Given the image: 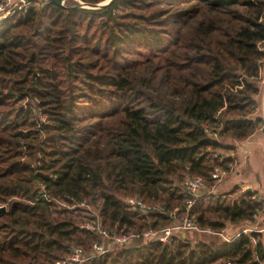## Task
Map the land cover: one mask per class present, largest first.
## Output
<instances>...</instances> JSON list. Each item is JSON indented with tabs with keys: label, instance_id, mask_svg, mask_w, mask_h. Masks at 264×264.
Masks as SVG:
<instances>
[{
	"label": "trees",
	"instance_id": "obj_1",
	"mask_svg": "<svg viewBox=\"0 0 264 264\" xmlns=\"http://www.w3.org/2000/svg\"><path fill=\"white\" fill-rule=\"evenodd\" d=\"M104 1L40 0L0 20V264L89 253L102 241L90 222L140 236L173 225L186 214L185 173L204 180L188 211L199 228L222 232L263 207L256 192L237 202L210 190L215 168L235 162L225 141L262 126L264 0L86 7ZM130 198L159 209L142 213ZM228 261H264V232L229 242L195 230L169 244L139 238L79 264Z\"/></svg>",
	"mask_w": 264,
	"mask_h": 264
},
{
	"label": "built area",
	"instance_id": "obj_2",
	"mask_svg": "<svg viewBox=\"0 0 264 264\" xmlns=\"http://www.w3.org/2000/svg\"><path fill=\"white\" fill-rule=\"evenodd\" d=\"M14 4H15V0H3L0 2V19L4 18L9 14H12L16 9L21 7L20 3H18L17 6ZM219 156L222 157V154H219ZM232 168L233 165H230V171L232 170ZM226 173L227 172H225L220 168H215L213 173V178L216 180V182H218L219 180L222 179L223 175H225ZM180 184L188 192L189 198L185 202V206H186L185 216L175 224L164 227L159 230H151V229L147 230L143 232V234L140 236L133 232H119V233L111 234L105 229H103L99 223L90 222L86 224V227L89 228L90 230L98 232L102 236V241L94 242L91 247L92 248L91 252L89 253H84V251L81 248H73L64 260L58 261L55 264H79L80 262L92 256L102 255L106 252L114 251L115 249L121 248L124 244H127L132 240H137L139 238L144 240L151 239L164 244H169L177 233L186 230H195L196 232L199 233H205L212 236H216L227 242L235 240L241 234H248L253 231L261 232V230H264V228L252 225L250 227H242L237 232L230 234L229 229L231 230V228L230 226H228L229 223L227 224L226 229L223 230L222 232H213L208 227L199 228L195 223V219H193L188 215V211L191 208V206L194 204V202L199 200L203 196L205 191L204 180L199 175H190L189 173H185L181 178ZM210 192H212V189L210 190ZM251 198H255V197L252 196ZM127 203L131 208L139 209L142 213H147L148 210L159 209V205L158 207H155L152 204H146L141 199L130 198L127 200ZM263 205H264V201H263ZM175 210H177V208H175ZM259 212H260L259 208L254 209L252 213V220H255L259 217ZM193 246L194 249L197 250L198 245L196 242L194 243ZM226 264H237V263L228 261ZM260 264H264V261H262Z\"/></svg>",
	"mask_w": 264,
	"mask_h": 264
},
{
	"label": "rangeland",
	"instance_id": "obj_3",
	"mask_svg": "<svg viewBox=\"0 0 264 264\" xmlns=\"http://www.w3.org/2000/svg\"><path fill=\"white\" fill-rule=\"evenodd\" d=\"M108 0L104 1L103 3H106ZM22 1L15 0L14 5H18V3L21 4ZM39 2L40 1H34L32 4L39 8ZM102 3V2H101ZM26 5V4H25ZM23 6V5H21ZM83 7H85L83 5ZM88 7V5L86 6ZM90 8V7H88ZM259 94L255 98L259 99V103L261 102L262 98L264 97V61L262 63V67L260 70V76H259ZM260 106L258 107L257 113L260 115ZM39 120L41 122L45 121V117L43 115H39ZM262 125V124H261ZM259 134L260 128L257 130ZM222 141V140H221ZM224 142V141H223ZM226 144L231 145H238L237 142L232 140L225 141ZM252 150L247 152L245 155L242 152V148L238 147L236 148L234 152V158L235 162L233 164V168L231 171L227 172L225 175H223L222 179L219 180L213 187H212V193L215 195H228L230 196V199H236L237 202L240 201H246L248 198L247 193L243 191H239V188L246 187L245 190L251 189L252 192H256L260 196H264V143L258 144L256 142L251 144ZM238 166V167H237ZM252 166V168H256L257 171L255 172L254 176H251V174L246 171L249 169V167ZM260 174V175H259ZM262 175V177H261ZM259 176V179H258ZM235 186H238V189L235 191ZM250 193V192H249ZM242 194V195H241ZM239 204V203H238ZM83 204H81L82 206ZM155 207H158L159 203H152ZM2 206V205H1ZM259 217L255 220L251 221H245L241 222L240 220H227L231 230L229 229V233L233 234L240 230L242 227H250L252 225H256L258 222L260 223L262 219H264V205L262 208H259ZM264 232V230H261V233ZM183 234V233H182ZM115 251H118V249H115Z\"/></svg>",
	"mask_w": 264,
	"mask_h": 264
},
{
	"label": "water",
	"instance_id": "obj_4",
	"mask_svg": "<svg viewBox=\"0 0 264 264\" xmlns=\"http://www.w3.org/2000/svg\"><path fill=\"white\" fill-rule=\"evenodd\" d=\"M34 1H40V0H23V2H21L20 5L29 4V3L34 2ZM46 1H52L58 5H62L64 2V0H46ZM110 1L111 0H108L106 3H98V4L88 5V7L93 8V9L98 8L100 6H103L107 3H109ZM258 101H259V99H258ZM263 105H264V97L262 98L261 102L259 103V106L261 109L259 116L262 120V126L260 127V133L257 134L258 131H256L254 134H252L250 137H248L247 143H245L241 146L243 153H245L246 149L249 147L248 142H253V141H255L256 138L260 139L262 144L264 143V111H263L264 106ZM250 191H251V189H249L247 192L249 193ZM5 211H6V206H4V205L0 206V214L5 212Z\"/></svg>",
	"mask_w": 264,
	"mask_h": 264
},
{
	"label": "crops",
	"instance_id": "obj_5",
	"mask_svg": "<svg viewBox=\"0 0 264 264\" xmlns=\"http://www.w3.org/2000/svg\"><path fill=\"white\" fill-rule=\"evenodd\" d=\"M254 142H256V143H258V144H262L261 143V140L260 139H258V138H256L255 139V141H253V142H248V145H249V147L246 149V152L244 153V155L247 153V152H249V151H251L252 150V146H251V144L252 143H254ZM238 143V142H237ZM245 143H247V139L245 140V141H243V142H240V143H238V145H235V147L236 148H238V147H241L243 144H245ZM238 167V166H237ZM257 171V169L256 168H252V166H250L249 167V169L246 171V173H250L251 174V176H254V174H255V172ZM260 175V174H259ZM261 177H262V175H261ZM258 179H259V176H258ZM246 189V187H241V188H239V191H241V192H243V190L244 191H248L249 189H247V190H245ZM250 192H252V190L250 191ZM254 226H257V227H261V228H264V219H262V221L259 223H257L256 225H254ZM198 237H200V238H206L207 236L206 235H198Z\"/></svg>",
	"mask_w": 264,
	"mask_h": 264
},
{
	"label": "bare ground",
	"instance_id": "obj_6",
	"mask_svg": "<svg viewBox=\"0 0 264 264\" xmlns=\"http://www.w3.org/2000/svg\"><path fill=\"white\" fill-rule=\"evenodd\" d=\"M103 3V2H102ZM264 106V105H263ZM263 111H264V108H263Z\"/></svg>",
	"mask_w": 264,
	"mask_h": 264
}]
</instances>
